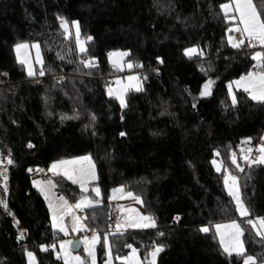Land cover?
I'll list each match as a JSON object with an SVG mask.
<instances>
[{
	"label": "trees",
	"instance_id": "16d2710c",
	"mask_svg": "<svg viewBox=\"0 0 264 264\" xmlns=\"http://www.w3.org/2000/svg\"><path fill=\"white\" fill-rule=\"evenodd\" d=\"M226 2L0 0V156L6 157L10 150L15 161L8 166L6 196L0 186L12 213L0 207V264H27L25 249L34 253L37 264H63L55 250L40 251L39 245L55 241L47 206L27 169L84 154L95 163L102 202L83 211L89 227L103 234L108 197L121 185L141 197L143 209L157 222L156 228H129L119 238L110 235L114 256H126L130 248L124 245L131 244L146 261L152 247L163 244L156 264H233L232 257L222 254L213 224L238 215L212 162L220 160L239 177L252 217H264V166L249 170L240 158L242 145L248 144L242 141L251 137L248 145L254 146L264 134V105L242 90H235L238 104H231L226 84L255 70L251 59L255 49L228 45L227 29L233 22L224 20L219 7ZM253 4L264 11V0ZM58 17L68 22L70 31L71 22L78 21L81 35L93 37L87 49L98 67L90 75L79 63L87 57L77 52L71 34L65 38ZM21 41L39 44L44 76L39 68L34 77L26 74L14 54L15 44ZM194 45L204 51V57L189 59L183 54ZM116 50L130 51L133 62L144 65L131 70L149 77L142 82L143 92L127 93L124 109L104 86L112 75L107 54ZM158 56L163 64L157 62ZM208 61L212 70L205 74L200 65L207 67ZM209 78L215 81L213 95L201 98L199 90ZM74 110L79 118L61 121L62 114L72 115ZM122 131L126 136L119 135ZM29 141L34 148L27 147ZM232 153L244 172L232 165ZM56 180L72 201L81 196L76 185ZM206 224L207 234L199 231ZM243 226L248 254L264 259V247L256 242L259 238L252 240L251 226ZM19 229L24 231L23 239H18ZM101 244L97 245L98 264L105 258ZM79 253L84 256L82 250ZM236 264H242L238 257Z\"/></svg>",
	"mask_w": 264,
	"mask_h": 264
},
{
	"label": "snow or ice",
	"instance_id": "6c2138e0",
	"mask_svg": "<svg viewBox=\"0 0 264 264\" xmlns=\"http://www.w3.org/2000/svg\"><path fill=\"white\" fill-rule=\"evenodd\" d=\"M223 18L226 22L232 21L235 22L233 27L227 29V43L231 48L237 50H243L244 48L256 49L257 46L261 50L253 51L251 54V59L255 61L254 69L249 70L246 74L241 75L238 79L231 81L228 84V94L231 98V104L235 107L238 104L237 95L233 92V85L237 89H242L244 93L250 98V100L264 105V11H258L257 7L253 4V0H228L226 3L219 5ZM232 13V14H230ZM60 27L63 29V34L65 38L70 36L69 24L66 20L61 17ZM179 19V17H177ZM72 27L75 28V43L76 47L79 50V53L84 54L87 58H82L79 63L83 66L84 69L89 71L86 73L91 74V70L98 67V63L95 57L88 55V49L86 48V43L91 41L93 37L88 36L86 40H81V30L78 21H72ZM238 33L236 36L234 34ZM15 50L17 52V60L22 65L27 66V75L29 77H34L36 73L34 72L32 65L28 63L27 59L20 58V50L27 49L29 44L27 42H21L15 44ZM31 47L36 49L37 53V63H41L40 60V48L39 44H32ZM183 54L192 59L194 55L199 57H204L205 53L199 46H192L185 48ZM58 58L61 60L64 59L62 55L57 53ZM109 62L112 67L117 71H123L125 67L131 70L133 68H143L144 65L139 62H133L131 59L130 51H115L109 52L108 54ZM128 58L127 60L125 58ZM158 63L163 64L164 60L161 57H156ZM71 62V61H69ZM201 71L207 74L212 70V62L208 61L207 67L203 64L200 65ZM158 71V70H156ZM6 75V73L4 74ZM40 76H44L45 72L43 69L39 72ZM149 77L147 75H129L126 79L128 83H124L119 78L116 80L117 88L108 86L106 91L109 97H115L119 101L121 109L126 108V95L130 90L135 92H143V81H146ZM58 81L63 80V77H56ZM213 84L214 81L209 78L205 80L199 90V97L205 98L213 95ZM187 91V90H186ZM189 95L191 93L189 92ZM195 101V98H193ZM196 103L193 102L192 107L196 108ZM79 114L74 110L72 115L62 114L60 119L61 121L77 119ZM123 119V117H121ZM90 120L94 122L96 117L94 114H91ZM95 134V133H93ZM121 137L126 136L125 132H120ZM252 138L248 137L242 143H251ZM261 143L256 147L255 153L252 147L246 149H241L240 158L243 159L248 167L251 170L254 166H264V136L260 138ZM29 149L35 147V145L29 141L27 144ZM216 155H219L217 152ZM213 165L216 168L217 172H221L222 165L213 160ZM231 163L235 165L236 169L239 172H244L245 169L240 166L237 160L236 153H232ZM15 161L12 159L11 151L9 150L6 157L0 158V177H3L4 185L3 191L7 193V166L14 165ZM27 171L32 173L33 171L37 173H45V169L37 167L35 170L28 168ZM47 172L51 173V177L45 175L42 179H33L32 185L38 190V192L44 197L48 203L49 211L51 212V227L53 229V235H56L57 230L68 236L69 232H83L89 231L91 235H85L79 240H65L61 239L59 243V252H57V259H63L64 264H97L96 259V245L101 243L100 235L96 229L88 228L87 225L82 223L83 219L87 217H81L77 215L78 211H83L84 209L93 208L95 205H98L101 201V189L99 186L91 188V192L95 194L96 198H90L89 195H84V193L89 192V184L98 180L96 166L93 162V159L90 154L76 156L71 159H57L54 160L50 167L47 169ZM53 178L64 179L71 181L73 185H79L81 190V196L76 200L74 205L70 204L64 196H58L53 198V190L57 187V182H54ZM247 177L246 179H250ZM224 187L227 190L228 196L231 197L235 205V212L239 214L241 220L232 219L229 223H216L215 235L219 237V246L222 249V254H225L228 257L233 258V264H236V258H240L242 264H264V259H258L257 256L248 254L246 249V241L244 239L246 229L244 224L251 226L254 236L250 233V238L256 240L257 243L264 247V217L257 216L252 217V210L245 203V200L242 198L239 186V177L232 174L227 169L223 174ZM112 194L108 197L111 200H118L124 198L125 196L131 198L138 204H142L143 201L139 195H135L131 191H125L124 186L121 185L117 188H113ZM119 194V195H118ZM0 207H2L9 215H12L8 211V203L4 199H0ZM117 210L122 213L121 216L117 217L116 231L111 233H105L103 235V240L101 247L105 249V255L107 259L104 261V264H113V251L112 245L109 242V236H115L117 238L124 235V231L128 228L136 229H149L156 228L157 222L154 216L151 214H143L135 208L124 209L123 206L117 205ZM66 217H71V228H69ZM175 220H179L180 217H174ZM18 223V221H17ZM202 233H209L210 227L203 226L199 229ZM159 236H163V232H158ZM23 232L20 234L18 239H23ZM81 244L84 245V251L88 254V259H82L79 255L72 256L69 249L79 247ZM127 248L131 249V252L127 256L116 255L115 259L121 261V264H141V261L138 258V250L133 247L131 244L124 245ZM57 247L56 242H53L49 245H39L40 251L47 252L49 248L55 250ZM165 245L156 244L154 248L148 253L151 257L149 264H156L157 255L164 251ZM26 255L29 259V264H36V257L32 251H27L25 249ZM61 253L63 256L61 257Z\"/></svg>",
	"mask_w": 264,
	"mask_h": 264
},
{
	"label": "crops",
	"instance_id": "0c3cea01",
	"mask_svg": "<svg viewBox=\"0 0 264 264\" xmlns=\"http://www.w3.org/2000/svg\"><path fill=\"white\" fill-rule=\"evenodd\" d=\"M230 14H232V13H230ZM235 22H233V24H234ZM232 24V25H233ZM232 27V26H231ZM116 51H120V50H116ZM115 52V51H114ZM109 60V59H108ZM110 65H111V63H110ZM239 78V77H238ZM238 78H235V79H232V80H230V81H228L227 82V84H226V86H227V91H228V84L231 82V81H234V80H236V79H238ZM235 90H242V89H237L236 88V86L235 85H233V92H235ZM243 91V90H242ZM248 146V144H245L242 148H244V149H246V147ZM84 155H88V154H84ZM78 156H82V155H78ZM73 157H76V156H73ZM73 157H68V158H63V159H71V158H73ZM62 159V158H61ZM53 162V161H52ZM51 162V163H52ZM94 162V161H93ZM51 163L49 164V166H47V167H43V166H40L39 168H42V169H45V173H43V175H41V174H35V175H33V176H31V183H32V181H33V179H37V180H39V179H42V178H44V176L45 175H47V176H49V177H51V173H49V172H47V169L50 167V165H51ZM95 164V163H94ZM97 171V170H96ZM54 179V182H57V180H56V178H53ZM65 180H67L66 178H64ZM68 182H71V181H69V180H67ZM96 182V181H95ZM95 182H93V183H91V184H89V192L88 193H84V195H89L90 196V198H96L95 197V194L94 193H92L91 192V188L92 187H95V186H98V185H96L95 184ZM76 187H78V189L80 190V188H79V185H76ZM115 188H117V187H115ZM36 189V188H35ZM37 190V189H36ZM38 191V190H37ZM81 191V190H80ZM126 192H127V190H125ZM39 193V192H38ZM40 194V193H39ZM111 194H112V191H111ZM110 194V195H111ZM119 195V194H118ZM40 196L43 198V200H44V202H45V204H46V206H47V210H48V213H49V221H50V224H51V212L49 211V208H48V203H47V201L44 199V197L40 194ZM58 196H64L67 200H68V202L70 203V204H72V205H74L75 203H76V200L73 202L70 198H68V196L66 195V194H64V193H62L61 191H60V188H59V186H58V183H57V187L53 190V198H56V197H58ZM79 199V198H78ZM98 199H100V201H101V197L100 198H98ZM112 201H114L117 205H119V203L117 202V200H112ZM118 201H120V202H124V203H126V206H124V205H122L123 206V208L124 209H127V207L128 208H135V209H138L137 208V206H138V203H136L135 201H133L131 198H128V197H124V198H121V199H118ZM101 203L102 202H100L98 205H95L94 207H97V206H100L101 205ZM143 208V207H142ZM85 210V209H84ZM83 210V211H84ZM83 211H78L77 212V215H79V216H81V217H84V213H83ZM66 219V222H67V224H68V226H69V228H71V217H66L65 218ZM82 223H84L85 225H87L88 226V228H89V225L87 224V222H86V220L85 219H83L82 220ZM129 229V228H128ZM133 229H136V228H133ZM115 231H116V228L114 229ZM127 230V229H126ZM114 231V232H115ZM88 232V231H87ZM59 236H60V238L57 240V241H55L56 242V244H57V247H56V249H55V253H56V255H57V252H59V243H58V241L59 240H61V239H65V240H72V239H81L82 237H84L85 235H86V231H83V232H69V235L68 236H64V234L63 233H61V232H59L58 230H57V232H56ZM98 233H99V235H100V240L102 241L103 240V235L105 234L104 232H102L103 234L101 235V233L98 231ZM88 236H90L91 235V233H89V234H87ZM98 245V244H97ZM97 245H96V248H95V251H96V259H97V262H98V254H97ZM154 247H152V249H153ZM151 249V250H152ZM80 250H82V252L84 253L83 255H85V256H87L88 254L84 251V245L82 244V246H81V249ZM79 250V251H80ZM150 250V251H151ZM69 251H70V254L72 255V256H76V255H81L80 253H79V251L78 252H76V253H74V252H72L71 251V248L69 249ZM105 249H104V254H105ZM128 255V254H127ZM126 255V256H127ZM63 256V253H61V257ZM149 256V255H148ZM81 257V256H80ZM141 257V256H140ZM107 259V256L105 255V258H104V261ZM141 259H142V257H141ZM28 257H27V255H26V262H27V264L29 263L28 262ZM61 260H62V262H63V259L61 258ZM143 260V259H142ZM104 261H103V264H104ZM115 261H116V259H115V256L113 255V264H115ZM36 264H37V261H36ZM63 264H64V262H63ZM98 264V263H97Z\"/></svg>",
	"mask_w": 264,
	"mask_h": 264
},
{
	"label": "rangeland",
	"instance_id": "374dc122",
	"mask_svg": "<svg viewBox=\"0 0 264 264\" xmlns=\"http://www.w3.org/2000/svg\"><path fill=\"white\" fill-rule=\"evenodd\" d=\"M235 24V23H234ZM234 24L232 25V27L234 26ZM71 25H72V23H71ZM71 29H72V31H70V34L72 35V37L74 38V41H75V39H76V37H75V28L74 27H72L71 26ZM234 35H236V36H238L239 34L238 33H236V34H234ZM81 40H86V37H83L82 35H81ZM21 42H26V41H21ZM21 42H18V43H21ZM28 44H29V47L27 48V49H21L20 50V53H19V55H20V58L21 59H27V61H28V63H30L31 65H32V68H33V70H34V72L36 73V69L37 68H39L40 70L42 69V56H41V51H40V60H41V63H37V53H36V49L35 48H33V47H31V45L32 44H38L37 42H27ZM40 48V47H39ZM75 48H76V50H77V52H79V50H78V48L76 47V43H75ZM86 48H87V43H86ZM259 50H261L258 46H257V48L254 50V51H259ZM14 54H15V56H16V58H17V52H16V50H15V47H14ZM256 63V62H255ZM23 67H24V70H25V72H26V74H27V66L26 65H23ZM111 68H112V75L110 76L111 78V81H112V86L111 87H113L114 89L115 88H117L118 86L116 85V80L119 78L120 80H122L124 83H128V81H127V77L129 76V75H140L136 70H129V69H127V67H125L124 68V70L123 71H117V70H115L113 67H112V65H111ZM38 72H39V70H38ZM213 81H214V79H212ZM214 84H215V81H214ZM214 84H213V87H214ZM130 91H134V89L133 90H130ZM129 91V92H130ZM114 97V96H113ZM119 102V101H118ZM262 136H264V134H262L261 135V137ZM260 137V138H261ZM261 143V140L257 143V144H255L254 146H250V145H248L246 148H248V147H252L253 149H254V153H255V149H256V147L259 145ZM245 144H243L242 145V147L244 146ZM0 158H3V157H1L0 156ZM217 163H219V164H221L222 165V163L220 162V160H218V159H214ZM7 168H8V166H7ZM214 168H215V166H214ZM227 168H225L223 165H222V167H221V174H222V184H223V187H224V182H223V174H224V171L226 170ZM215 170H216V168H215ZM228 170V169H227ZM229 171V170H228ZM232 173V172H231ZM233 174V173H232ZM234 175H236V174H234ZM8 182V181H7ZM3 185H4V180H3V177H0V186H1V189H2V191H3ZM7 186H8V184H7ZM239 186H240V181H239ZM224 189H225V187H224ZM225 191L227 192V190L225 189ZM240 192H241V189H240ZM3 193V195L4 196H6L7 195V193H5L4 191L2 192ZM242 195V194H241ZM0 199H4L3 197H2V195L0 194ZM117 202L119 203V205H124V206H126V203H124L123 201L122 202H120V201H118L117 200ZM131 208V207H130ZM137 210L139 211V212H141V213H143V214H148V213H146L145 212V210L142 208V204H138V206H137ZM127 209H128V207H127ZM121 215H122V213H121ZM237 215H238V221H239V219H242V218H240L239 217V214L237 213ZM231 220H228V221H224V222H219V223H229ZM214 225L215 224H213V230L215 231V227H214ZM203 226H208L207 224L206 225H202L201 227H203ZM115 228H116V226H115ZM23 232V230H21V229H19V234H18V237L20 236V234ZM23 235H24V232H23ZM217 238H218V240H219V237L217 236ZM131 252V249L129 250V252L127 253L128 255H129V253ZM137 255H138V258H139V260L141 261V264H145V263H149V261H150V259H151V257L150 256H148V259L146 260V261H144V260H142L141 259V257H140V254H139V252H137ZM81 256V258L82 259H88V255L87 256H82V255H80ZM28 262H29V260H28ZM98 263V262H97ZM29 264V263H28Z\"/></svg>",
	"mask_w": 264,
	"mask_h": 264
},
{
	"label": "built area",
	"instance_id": "2783aa9c",
	"mask_svg": "<svg viewBox=\"0 0 264 264\" xmlns=\"http://www.w3.org/2000/svg\"><path fill=\"white\" fill-rule=\"evenodd\" d=\"M110 78L111 77L107 78L105 80V82H104V86L106 87V89H107L108 86H112L113 85ZM7 92L9 94H12L13 93V91L11 89H9V88H7ZM37 167H40V165H34V166H30L28 168H32V169L35 170ZM29 174H30V176H33L35 174H41V175H43L42 173H37L35 171H33L32 173H29ZM118 216H121V212H119L117 210V204L114 201H112V200L110 201L109 200L108 201V213H107V218H106V228L103 230L104 233H111V232H114L115 231L114 229H115V226H116V223H117V217ZM89 228L95 229L93 227H89ZM89 233H91V232H89V231L87 232L86 231V235L89 234ZM53 238H54L53 239L54 241H57L60 238V236L58 234H56Z\"/></svg>",
	"mask_w": 264,
	"mask_h": 264
},
{
	"label": "water",
	"instance_id": "95a60500",
	"mask_svg": "<svg viewBox=\"0 0 264 264\" xmlns=\"http://www.w3.org/2000/svg\"><path fill=\"white\" fill-rule=\"evenodd\" d=\"M7 184L9 186V182H7ZM7 194H8V192H7ZM17 221H18L17 219L13 218L14 225L16 227H19L20 226V223H19V221L17 223ZM72 240H79V239H72ZM81 246H82V244L79 247L71 248V251L74 252V253H76V252H78L81 249Z\"/></svg>",
	"mask_w": 264,
	"mask_h": 264
}]
</instances>
